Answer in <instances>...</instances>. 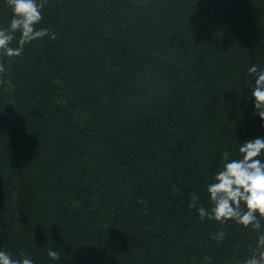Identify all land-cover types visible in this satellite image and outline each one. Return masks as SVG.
<instances>
[{
    "label": "trees",
    "instance_id": "16d2710c",
    "mask_svg": "<svg viewBox=\"0 0 264 264\" xmlns=\"http://www.w3.org/2000/svg\"><path fill=\"white\" fill-rule=\"evenodd\" d=\"M42 12L50 35L0 57V250L34 264H243L257 233L197 208L211 207L223 153L264 137L248 75L264 70V0ZM12 15L0 0V27Z\"/></svg>",
    "mask_w": 264,
    "mask_h": 264
},
{
    "label": "clouds",
    "instance_id": "9594fccd",
    "mask_svg": "<svg viewBox=\"0 0 264 264\" xmlns=\"http://www.w3.org/2000/svg\"><path fill=\"white\" fill-rule=\"evenodd\" d=\"M47 0H6L12 11V19L8 27H0V57L15 58L23 55L25 46L32 41L49 36L47 28L37 29L43 20V8ZM19 33L17 40L16 34ZM51 39H56L51 35ZM17 46L13 47V41ZM5 65L0 60V84H3ZM248 75L255 78V86L251 87V98L255 101L254 115L264 121V70L252 65ZM239 157L232 158L225 151L222 155V165L213 175L212 182L206 184L210 196L211 207L203 205L197 208L201 220L207 218L221 225L230 221L251 228L257 233L255 247L249 248V257L243 264H264V137L245 141L238 148ZM201 197L196 193L189 196V208L197 207ZM225 232L221 229L213 235L216 241L224 239ZM239 247V246H237ZM47 255L51 260L59 261L60 254L47 247ZM210 260V257H205ZM0 264H34V261L20 252L19 258L12 253L0 250Z\"/></svg>",
    "mask_w": 264,
    "mask_h": 264
}]
</instances>
